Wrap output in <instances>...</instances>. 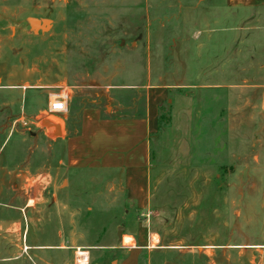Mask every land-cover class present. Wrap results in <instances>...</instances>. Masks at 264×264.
Wrapping results in <instances>:
<instances>
[{"label":"rangeland","instance_id":"374dc122","mask_svg":"<svg viewBox=\"0 0 264 264\" xmlns=\"http://www.w3.org/2000/svg\"><path fill=\"white\" fill-rule=\"evenodd\" d=\"M35 19H50V30L36 33ZM259 69L263 18L229 12L224 0H0V264H259L241 246L263 236L238 227L246 219L264 231L260 205L249 203L264 193L260 177L249 160L214 168L204 157L214 125L216 143L232 150L246 135L249 151L258 133L238 123L255 114L245 106L253 94L242 103L206 85L264 81L250 75ZM157 87L169 92L150 139L146 208L127 202L122 173L66 171L62 116L93 106L132 115ZM62 90L68 110L53 114ZM120 227L136 246L122 247Z\"/></svg>","mask_w":264,"mask_h":264},{"label":"crops","instance_id":"0c3cea01","mask_svg":"<svg viewBox=\"0 0 264 264\" xmlns=\"http://www.w3.org/2000/svg\"><path fill=\"white\" fill-rule=\"evenodd\" d=\"M224 9L243 15L254 12L255 20L261 21L263 18L264 21V0H224ZM212 61L213 56L210 64H207V77L215 74ZM210 69L211 71H209ZM220 70L224 76L233 75L226 63L220 67ZM262 70H255L250 75L262 76L264 74ZM247 74V71L242 70V72L239 71L238 76L246 77ZM206 89L210 92L236 93L242 103L245 102L242 100V94L251 93L254 95L252 100L254 103H250V100L247 99L245 105L255 109L253 117L247 118L244 114L241 117L242 121L241 118H238V123H255V131L257 130L258 133L255 132L251 149L246 152L242 148L245 146L243 144H245L246 135L237 137L239 147L233 148V150L229 148V144L222 146L216 143L220 139L215 136L214 125L210 130L211 135H209V140H212L213 143L206 147L204 157L207 163L214 168L218 165L223 167L233 165V162L247 165L244 161H251L254 171L261 179L255 186L264 189V81L258 78H242L232 84L231 81L223 80V82L216 84L208 83ZM168 92L169 88L167 87L148 88L145 108H141L132 115L120 114L117 111L104 114L100 108L93 106L83 108L79 112H72L69 119L66 115L62 116L64 125L61 128L62 137L59 140L64 147L62 163L66 171L122 173L124 175L122 186L126 192L127 202L142 209L146 208L150 201V171L152 166L150 139L159 130V108L166 101ZM252 198L253 200L250 199L249 203L260 205L264 213V193L262 197L256 195ZM208 203L212 202L209 201ZM240 204L242 206L247 205L248 197L240 198ZM239 213L238 217L241 220L242 210ZM238 230V235L241 237L255 236L256 234L263 236V240L242 244L241 247L250 250V252H258L260 254L259 264H264V231L259 233L258 225H250L246 219L240 223ZM226 234L231 235V227L224 229V235ZM137 237L138 235L126 231L118 241L123 248H133L136 246ZM126 238H131L132 242H125ZM131 262L133 261H128L126 264H131ZM251 263L258 264L256 261Z\"/></svg>","mask_w":264,"mask_h":264},{"label":"built area","instance_id":"2783aa9c","mask_svg":"<svg viewBox=\"0 0 264 264\" xmlns=\"http://www.w3.org/2000/svg\"><path fill=\"white\" fill-rule=\"evenodd\" d=\"M70 96L67 90H62L52 97L49 103V110L53 114L61 115L67 112Z\"/></svg>","mask_w":264,"mask_h":264},{"label":"water","instance_id":"95a60500","mask_svg":"<svg viewBox=\"0 0 264 264\" xmlns=\"http://www.w3.org/2000/svg\"><path fill=\"white\" fill-rule=\"evenodd\" d=\"M32 26L34 27L36 33L47 32L50 30V28L52 26V21L50 19H42V20L35 19L32 23ZM45 123L52 125L51 122H49V121H45ZM55 128H56V135L61 136V127L59 125H55ZM122 230H123V228L120 227L119 228V237L120 238L122 236V234H121Z\"/></svg>","mask_w":264,"mask_h":264},{"label":"bare ground","instance_id":"6f19581e","mask_svg":"<svg viewBox=\"0 0 264 264\" xmlns=\"http://www.w3.org/2000/svg\"><path fill=\"white\" fill-rule=\"evenodd\" d=\"M155 239H156V238H155ZM127 241H131V242H132V239H131V238H130V239H129V238H126V239H125V242H127Z\"/></svg>","mask_w":264,"mask_h":264}]
</instances>
